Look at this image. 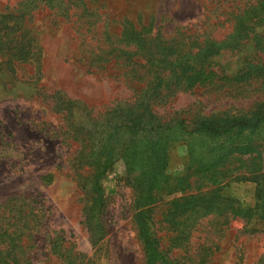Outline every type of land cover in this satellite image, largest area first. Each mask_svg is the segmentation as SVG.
<instances>
[{"label": "rangeland", "instance_id": "rangeland-1", "mask_svg": "<svg viewBox=\"0 0 264 264\" xmlns=\"http://www.w3.org/2000/svg\"><path fill=\"white\" fill-rule=\"evenodd\" d=\"M0 12L31 50L0 54V224L22 214L32 234L19 264H264V122L178 127L264 108V0Z\"/></svg>", "mask_w": 264, "mask_h": 264}, {"label": "trees", "instance_id": "trees-1", "mask_svg": "<svg viewBox=\"0 0 264 264\" xmlns=\"http://www.w3.org/2000/svg\"><path fill=\"white\" fill-rule=\"evenodd\" d=\"M69 1L70 0H64V2ZM87 8L89 9L91 7ZM69 14L71 15V13ZM0 18V23L6 25L3 31L0 33V54H4L5 52H7L8 55L20 54L23 57L27 58L31 54V50L28 40H24L23 36L20 37V29L22 27V24H19L17 20L13 19L17 17H12L9 13L0 14ZM7 20H14L15 22H13V24L10 26L6 24ZM29 31L30 30L26 28L25 34H27ZM140 39L142 41H145V38L143 37H141ZM147 51L149 52V56L151 58L155 56V54H153L154 51L151 48H148ZM161 55L162 57H165L167 54H162L161 52ZM132 120L139 123L142 120L141 114L136 113V118ZM132 120L130 121L131 128H133L132 131H136L137 129L135 127L137 123H134L132 125ZM263 122L264 108L256 111L255 114H253L249 118L226 117L217 121L208 118L201 119L190 128H188L184 120H182L179 122L178 127L184 131H187L189 135L207 134L223 136L231 132L240 133L244 130L255 132L256 130H258V128H260ZM105 168L106 167H104V169ZM103 170L100 171L95 177L94 182L96 185H98L99 177L104 173ZM12 202L15 203L16 199H14ZM6 205H8V203H6L5 206ZM31 235V232L28 231L26 218L22 214H12L6 219L5 224H0V243L6 246V248L4 249L0 248V250L4 252L3 254H0V257L3 258L1 264H19V251L25 250L27 248L26 244L30 239H32Z\"/></svg>", "mask_w": 264, "mask_h": 264}]
</instances>
